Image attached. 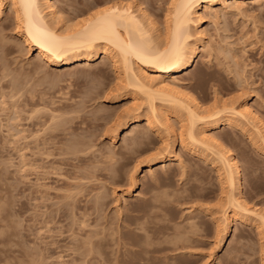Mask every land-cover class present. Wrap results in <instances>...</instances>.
<instances>
[{"label":"rangeland","instance_id":"374dc122","mask_svg":"<svg viewBox=\"0 0 264 264\" xmlns=\"http://www.w3.org/2000/svg\"><path fill=\"white\" fill-rule=\"evenodd\" d=\"M52 1L69 24L91 0ZM170 1L114 0L154 19L153 35ZM197 11L189 32L205 46L188 73L166 79L204 112L246 100L264 124V0H215ZM122 74L109 57L46 63L28 50L11 7L0 8V264H194L182 254L201 260L222 246L219 163L181 142L177 118V135L167 136L150 107L184 112L158 97L149 104ZM134 115L139 123L122 130ZM232 120L212 134L240 164L242 202L264 213V147ZM164 142L175 145L173 159L147 170L169 152ZM256 225L234 222L215 264H262Z\"/></svg>","mask_w":264,"mask_h":264},{"label":"bare ground","instance_id":"6f19581e","mask_svg":"<svg viewBox=\"0 0 264 264\" xmlns=\"http://www.w3.org/2000/svg\"><path fill=\"white\" fill-rule=\"evenodd\" d=\"M110 1H88L84 7L78 8L77 19L69 24L61 16L57 17L58 12L53 8L52 0H0V8L4 5L11 7L15 26L28 50H35L37 56L46 63L62 67L109 57L115 64H120L126 85L144 93L151 101L149 104L158 97L166 102L165 105L176 104L184 112L185 119L167 110H157L152 105L150 120L173 138L177 135L178 128L174 123L177 118L181 142L187 144L183 142L187 140L192 152L197 147L201 148L199 158L205 159L210 155L219 163V177L226 195L221 218V240L215 244L216 248L230 234L236 221L251 219L264 234V213L247 208L241 200L240 164L234 152L212 134L221 126H235L232 119H236L248 127L247 131L254 143L264 147V124L246 100H242L237 108L231 105L204 112L196 98L179 92L176 84L166 79L191 70L198 53L205 46V40L201 34L192 36L189 24L200 5L208 7L215 0H171L164 17V29L155 35L149 28L153 26L154 19L146 12L141 11L139 15L140 9L133 10L129 5ZM156 77L165 79L158 81L155 87L151 86L153 89L150 85L154 84ZM139 121V116L134 115L123 121L121 128L126 130L130 125L135 127ZM164 145L169 148V152L159 157L156 163L150 162L147 170H151L155 164L173 159L175 145L166 142ZM220 225L217 221V228ZM261 258L264 264V254Z\"/></svg>","mask_w":264,"mask_h":264},{"label":"crops","instance_id":"0c3cea01","mask_svg":"<svg viewBox=\"0 0 264 264\" xmlns=\"http://www.w3.org/2000/svg\"><path fill=\"white\" fill-rule=\"evenodd\" d=\"M183 215L185 217L184 212H182L181 216ZM227 244H228V237L224 239L222 246L218 250H216L214 254L207 253L204 255V257H201L202 258L201 260H200L199 255H188V254H182V255H184L185 259L188 260L190 263L193 262L194 264H208L209 262H213L212 264H215L217 261L220 262V260L222 259L225 253ZM169 263L170 262H166V264H169Z\"/></svg>","mask_w":264,"mask_h":264}]
</instances>
